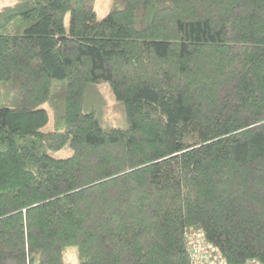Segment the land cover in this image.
<instances>
[{"label":"trees","instance_id":"obj_1","mask_svg":"<svg viewBox=\"0 0 264 264\" xmlns=\"http://www.w3.org/2000/svg\"><path fill=\"white\" fill-rule=\"evenodd\" d=\"M120 3L0 0V264H264V0Z\"/></svg>","mask_w":264,"mask_h":264},{"label":"rangeland","instance_id":"obj_2","mask_svg":"<svg viewBox=\"0 0 264 264\" xmlns=\"http://www.w3.org/2000/svg\"><path fill=\"white\" fill-rule=\"evenodd\" d=\"M90 2L94 5L98 18L105 16L110 9L121 6L120 0H90ZM65 26H68V15L65 17ZM54 84L59 87L61 83L56 81ZM84 101V111H89L92 109V106H94L101 124L105 126H123L125 124L123 103L115 97L106 81L102 80L96 84H89L85 92ZM42 106L47 109L49 119L48 122L41 127V130L44 132L53 130V114L49 103H44ZM71 153L72 150L68 145H65L61 149L51 151L54 157H66ZM74 249L73 247L67 248V254H69L70 259L69 262L72 264L77 263Z\"/></svg>","mask_w":264,"mask_h":264}]
</instances>
